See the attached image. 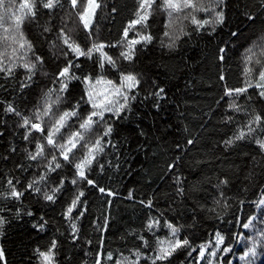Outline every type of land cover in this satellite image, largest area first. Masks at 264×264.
Here are the masks:
<instances>
[{
  "label": "snow or ice",
  "instance_id": "6c2138e0",
  "mask_svg": "<svg viewBox=\"0 0 264 264\" xmlns=\"http://www.w3.org/2000/svg\"><path fill=\"white\" fill-rule=\"evenodd\" d=\"M135 5L134 18L128 21L119 39L109 42L100 39L102 25L96 19L98 10L107 8L104 0H18V6L17 0H0V79L5 82L15 80L18 71L23 70L24 75L16 90V95L23 96L27 89L38 83V74L45 78L51 77L50 85L41 86L38 98L28 114L20 109L15 99L0 101L4 105V117L17 118L16 127L22 132L17 131L13 135L21 137L24 143L20 148L24 161L14 164L13 169L0 175V230L8 223L4 215L6 212H14L16 217L34 216L31 208L25 210V198L55 205L64 196L65 202L61 206L60 215L67 226L68 237L72 242L78 243L83 230L80 221L88 213L91 203L88 199L89 191L107 197L109 208L111 198L117 195L113 190L100 186L91 173L97 164L101 172L105 170L100 161L108 149L116 153L118 144L112 139L116 124L128 118L132 104L139 97L142 83L140 73L127 70L122 65L125 62L135 63L136 54L140 50L137 46L145 47L153 42L154 37L149 30L150 18L157 8L166 14L163 37L167 38V42L162 39L161 46L169 50H174L183 36L190 38L193 32L199 35L206 26L211 27V35L218 27L228 23L225 0H135ZM253 8L264 15V0H260L258 5H249L247 10L241 12L246 24H255L259 18L253 13ZM111 11L116 13L118 9L113 6ZM201 13L204 14L203 18L200 17ZM42 16H47V19L41 25ZM189 24L191 31L187 30ZM261 24L264 25V20H261ZM28 26H34L37 35L47 43V56L37 52L35 43L26 34ZM81 32L84 34L83 43L78 39ZM130 32L135 35L130 36ZM241 32L240 26L235 30L229 27V39L216 46L218 79L224 82L223 95L216 103L220 105L225 97L228 98L225 123L234 121V116L227 115L229 111L242 113L246 117L233 136L225 140V146L241 140H253L262 157L260 163L264 165V30L242 54L243 86L229 87L223 67L227 60L228 45ZM116 49H119L118 55L109 53V50ZM49 60L56 66L51 73L45 70ZM153 85L154 90L145 99L154 96L157 99L155 106L159 107V101L164 99L165 89L156 86L155 81ZM241 97L245 98L244 104L237 103ZM2 122L6 124L7 120ZM3 135L0 132V136ZM193 143L191 139L187 141L188 145ZM179 147L178 144L177 148ZM6 152L0 159L8 161L16 155L17 146L11 145ZM116 154L119 159L118 153ZM252 159L256 161L255 156ZM178 160L179 157L167 163L168 173L175 169ZM28 173L31 175H26ZM251 175L250 172L249 176ZM217 180L218 183L213 186L219 195L213 197L214 207L207 211L216 213L219 218L231 206L227 203L231 198L223 190L229 183L228 179ZM174 182L177 185L176 195L184 197L182 178L175 176ZM208 183H211V179ZM132 198L130 190L127 199ZM139 203L150 210L154 206L151 198L147 203L144 200ZM195 203L204 207L198 201ZM239 203L243 205L246 201L240 199ZM252 203L264 215V195L258 202ZM9 204L15 207H8ZM218 208L221 211L217 212ZM110 219L109 212L103 217V225L99 223V217L93 221V227L102 233L99 240L101 250L96 252L95 264H106L113 260L111 252L106 257L102 255L105 240L103 232L107 231ZM192 220L193 223L187 227L196 226L197 216L193 215ZM233 222L249 231L240 233L230 230L227 239L221 231H216L215 244L207 256L230 253L234 245L243 244L244 251L239 259L243 264H257L258 256L264 252V218L258 219L257 214L253 213L246 219L234 216L230 223ZM48 224L49 220L42 214L38 221H33L32 227L38 233H44ZM257 224L260 225L259 228ZM184 227L185 225L174 223L165 217L164 212L157 216L150 215L139 233L135 230L129 233L140 243L129 249V255L116 258L115 264H172L175 255L185 250L187 258L182 264H202L209 244L198 245V254L193 258L197 248L193 246L189 236L181 238ZM161 228L167 229L166 237L157 234ZM56 233L64 235L59 227L56 228ZM91 243L90 238L85 239V244ZM57 247L58 238L53 235L46 250L37 246L33 249V255L39 264H55L54 250ZM258 249L261 251L258 252ZM0 264H7L3 248H0ZM207 264L214 262L207 259ZM227 264H232V261H227ZM260 264H264V260Z\"/></svg>",
  "mask_w": 264,
  "mask_h": 264
},
{
  "label": "trees",
  "instance_id": "16d2710c",
  "mask_svg": "<svg viewBox=\"0 0 264 264\" xmlns=\"http://www.w3.org/2000/svg\"><path fill=\"white\" fill-rule=\"evenodd\" d=\"M104 3L107 8L99 9L96 19L102 25L100 39L110 42L119 39L128 21L134 18L136 5L135 0H104ZM259 3L260 0H225L227 25L218 27L211 35V27L206 26L199 35L193 32L190 38L183 36L174 50L161 46L162 39L167 42V38L163 37L166 14L157 8L149 20L153 42L145 47L137 46L140 50L136 54L135 63L125 62L122 65L127 70L140 73L142 83L139 97L132 104L128 118L118 122L115 127L112 139L118 144L116 153L119 159L112 149H108L100 161L105 170L101 172L97 164L91 173L100 186L117 193L111 198L110 208L107 197L89 191L88 199L91 203L88 213L80 221L83 230L79 242L74 243L68 237L67 226L60 215L61 206L65 202L64 196L55 205L25 198L23 206L25 210L31 208L34 211L33 217H16L14 212L4 213L8 223L0 230V248L5 252L7 264H39L33 255V249L39 246L41 250H46L53 235L58 238V247L54 250L55 264H95L96 252L101 250L99 240L102 233L93 227V221L99 217V223L103 225V217L109 212L111 219L107 231L103 232L105 240L102 255L106 257L111 252L113 260L106 264H115V259L120 255H129V249L140 243L129 233L133 230L139 233L148 217L157 216L160 212H164L165 217L174 223L185 225L181 238L189 236L193 246L197 248L193 258L198 254V245L209 244L202 264H207V259H212L214 264H227L229 260L232 264H243L239 259L244 251L243 244L234 245L230 253L207 256L215 244L216 231H221L226 239L230 236V230L240 233L249 231L234 222L230 223L234 216L246 219L248 215L255 213L258 219L264 218L261 209L252 203L258 202L264 195V165L260 163L262 157L258 147L253 140L237 141L228 147L224 143L233 136L246 117L242 113L229 111L227 115L234 116V121L230 124L224 122L228 98L225 97L217 105L216 101L223 95L224 82L218 79L215 51L218 44L229 39V27L233 30L241 27V34L232 38V43L228 45L227 60L223 67L229 87L243 86L242 54L264 30V25L261 24L264 15L253 8V13L259 18L255 24H246L241 12L247 10L249 5ZM113 6L117 7L118 12L112 13ZM203 16L201 13L200 17ZM46 19L47 16H42L41 25ZM187 30L191 31L190 24ZM26 34L35 43L37 52L47 56L48 45L37 35L34 26H28ZM134 35V32H130V36ZM78 39L83 43V32ZM109 53L118 55L119 49L109 50ZM55 68V64L49 60L45 70L51 73ZM23 75V70H19L15 80L5 82L0 79V101L15 99L20 109L28 114L38 98L41 86L50 85L51 77L45 78L38 74V83L27 89L23 96H18L16 90ZM153 81L156 86L165 89L164 99L159 101V107L155 106L157 99L154 96L145 99L154 90ZM249 92L252 90L249 89ZM237 103L244 104L245 98H239ZM3 107V103H0V132L4 133L0 136V157L7 154L6 150L13 144L17 146V154L8 161L0 159V175L13 169L14 164L24 161V155L20 152V148L24 146L23 140L13 135L22 130L16 127V117H4ZM4 120H7L6 124L2 122ZM189 139L194 141L192 145L187 144ZM80 154L82 153H78ZM253 156L256 157L255 162ZM177 157L179 160L175 169L168 173L167 163L175 161ZM26 175L30 176L31 173ZM175 176L182 178L184 197L176 195ZM217 178L228 179L229 183L223 190L231 198L227 201L231 206L219 218L216 213L207 211L214 207L213 197L219 195L213 186L218 183ZM209 179L211 183H208ZM130 190L133 198L127 199ZM150 198L154 205L151 210L139 203L141 200L147 203ZM240 199L246 203L241 205ZM195 201L204 207L197 206ZM8 207L15 206L9 204ZM219 211L221 209L218 208L217 212ZM42 214L49 220V224L44 233H38L32 223L34 220L38 221ZM193 215L197 216L196 226L189 228L187 226L193 223ZM57 227L64 235L56 233ZM257 227L260 225L257 224ZM157 234L166 237L167 229L161 228ZM144 235L147 236L148 233ZM86 238L92 240L91 245L85 244ZM152 240L154 244V237ZM186 258L187 251H181L172 259V264H182ZM262 260L264 252L258 256L257 264Z\"/></svg>",
  "mask_w": 264,
  "mask_h": 264
}]
</instances>
